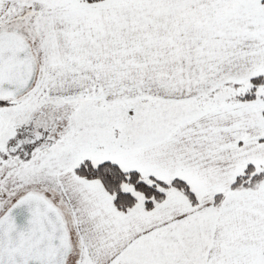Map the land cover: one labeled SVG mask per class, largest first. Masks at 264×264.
Returning a JSON list of instances; mask_svg holds the SVG:
<instances>
[{
	"label": "snow or ice",
	"instance_id": "1",
	"mask_svg": "<svg viewBox=\"0 0 264 264\" xmlns=\"http://www.w3.org/2000/svg\"><path fill=\"white\" fill-rule=\"evenodd\" d=\"M0 264H264V0H0Z\"/></svg>",
	"mask_w": 264,
	"mask_h": 264
}]
</instances>
